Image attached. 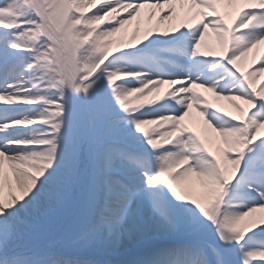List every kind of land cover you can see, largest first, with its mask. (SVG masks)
I'll list each match as a JSON object with an SVG mask.
<instances>
[{
  "label": "snow or ice",
  "instance_id": "obj_1",
  "mask_svg": "<svg viewBox=\"0 0 264 264\" xmlns=\"http://www.w3.org/2000/svg\"><path fill=\"white\" fill-rule=\"evenodd\" d=\"M0 264H264V0H0Z\"/></svg>",
  "mask_w": 264,
  "mask_h": 264
}]
</instances>
